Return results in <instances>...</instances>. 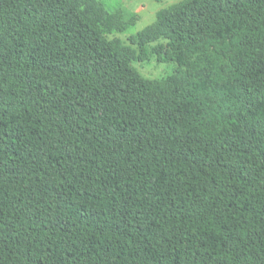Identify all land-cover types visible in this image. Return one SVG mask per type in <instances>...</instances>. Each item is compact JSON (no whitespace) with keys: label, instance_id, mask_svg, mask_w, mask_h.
Listing matches in <instances>:
<instances>
[{"label":"trees","instance_id":"trees-1","mask_svg":"<svg viewBox=\"0 0 264 264\" xmlns=\"http://www.w3.org/2000/svg\"><path fill=\"white\" fill-rule=\"evenodd\" d=\"M98 1L0 0V264H264V0Z\"/></svg>","mask_w":264,"mask_h":264},{"label":"rangeland","instance_id":"rangeland-1","mask_svg":"<svg viewBox=\"0 0 264 264\" xmlns=\"http://www.w3.org/2000/svg\"><path fill=\"white\" fill-rule=\"evenodd\" d=\"M185 0H99L93 22L109 38L127 43V38L143 31L156 20L157 12ZM148 79H162L178 68L172 62L158 63L155 58L133 64Z\"/></svg>","mask_w":264,"mask_h":264}]
</instances>
